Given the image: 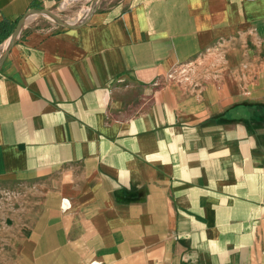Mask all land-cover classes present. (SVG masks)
Returning <instances> with one entry per match:
<instances>
[{
  "label": "crops",
  "instance_id": "crops-1",
  "mask_svg": "<svg viewBox=\"0 0 264 264\" xmlns=\"http://www.w3.org/2000/svg\"><path fill=\"white\" fill-rule=\"evenodd\" d=\"M62 1L0 0V24ZM5 180L41 195L15 264H264V0L25 24L0 65Z\"/></svg>",
  "mask_w": 264,
  "mask_h": 264
},
{
  "label": "rangeland",
  "instance_id": "rangeland-1",
  "mask_svg": "<svg viewBox=\"0 0 264 264\" xmlns=\"http://www.w3.org/2000/svg\"><path fill=\"white\" fill-rule=\"evenodd\" d=\"M114 1L116 0H110ZM91 2L92 0H64L51 8L35 9L49 10L62 20L74 23L88 12ZM30 21L36 22L46 31H58L62 28L51 18L42 15L27 19L25 24ZM40 197V192L34 188L8 180L0 181V264L16 263L19 240L37 212Z\"/></svg>",
  "mask_w": 264,
  "mask_h": 264
},
{
  "label": "water",
  "instance_id": "water-1",
  "mask_svg": "<svg viewBox=\"0 0 264 264\" xmlns=\"http://www.w3.org/2000/svg\"><path fill=\"white\" fill-rule=\"evenodd\" d=\"M100 2H101V0H92L90 7H89L90 10L87 13L82 14L81 18L79 17V19L74 23H69V22L62 20L56 14H54L53 12H51L49 10H45V9H29V10H27L19 18V20L17 21L12 33L10 34L8 39L5 41V46H4L3 51L0 55V65L3 63V61L7 57L8 53L10 52L12 47L15 45V43H16L17 39L19 38L20 33H21L27 19L34 17V16H39V15L41 16L42 15V16H46V17L51 18L59 26H61L63 28L74 29V28H77L79 26H82L83 24H85L88 21V19L92 16V14L97 10Z\"/></svg>",
  "mask_w": 264,
  "mask_h": 264
},
{
  "label": "trees",
  "instance_id": "trees-1",
  "mask_svg": "<svg viewBox=\"0 0 264 264\" xmlns=\"http://www.w3.org/2000/svg\"><path fill=\"white\" fill-rule=\"evenodd\" d=\"M12 28L13 27H9L5 23L0 24V43L10 36V34L12 33Z\"/></svg>",
  "mask_w": 264,
  "mask_h": 264
},
{
  "label": "bare ground",
  "instance_id": "bare-ground-1",
  "mask_svg": "<svg viewBox=\"0 0 264 264\" xmlns=\"http://www.w3.org/2000/svg\"><path fill=\"white\" fill-rule=\"evenodd\" d=\"M90 10V8L88 9V11ZM5 46V45H4Z\"/></svg>",
  "mask_w": 264,
  "mask_h": 264
}]
</instances>
